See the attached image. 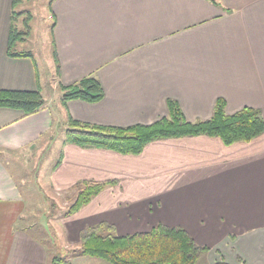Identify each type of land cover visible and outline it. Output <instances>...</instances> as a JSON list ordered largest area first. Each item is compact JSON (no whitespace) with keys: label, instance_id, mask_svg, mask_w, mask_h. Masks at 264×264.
Segmentation results:
<instances>
[{"label":"crops","instance_id":"crops-1","mask_svg":"<svg viewBox=\"0 0 264 264\" xmlns=\"http://www.w3.org/2000/svg\"><path fill=\"white\" fill-rule=\"evenodd\" d=\"M50 7L60 73L46 89L35 58L9 56L14 0H0V90L40 85L46 100L32 115L0 108V264L50 263L45 246L15 228L23 197L3 157L67 127L70 116L152 124L168 116L173 99L196 122L210 119L223 98L228 114L252 107L264 118V0H51ZM28 33L16 51H32L22 48ZM91 75L103 100L63 105L59 85ZM84 180L117 183L62 222L68 243L79 245L83 229L103 222L120 236L163 224L199 234L195 241L210 251L197 264H264V134L229 146L207 136L156 141L136 156L66 144L50 182L70 190ZM71 264L109 263L77 257Z\"/></svg>","mask_w":264,"mask_h":264},{"label":"trees","instance_id":"trees-1","mask_svg":"<svg viewBox=\"0 0 264 264\" xmlns=\"http://www.w3.org/2000/svg\"><path fill=\"white\" fill-rule=\"evenodd\" d=\"M25 1L29 0H14L15 11L8 54L13 58L34 60L31 52L15 50L16 43L27 35V32L20 31L15 24L22 14L17 12L16 8ZM30 17H27V20H30ZM26 28H29L28 23ZM57 73H60L59 66ZM59 86L63 92V105L72 100L98 103L105 97L100 80L93 75L70 86ZM45 104L40 85L33 91L0 90V108L17 109L26 115H32ZM226 106V100L219 98L210 119L191 122L186 118L178 101L169 99L168 116L152 124H135L128 127L84 123L70 116L66 141L84 148L106 149L121 155L136 156L156 141L207 136L219 138L229 146L239 142H251L264 134V118L259 109L245 107L228 114ZM116 183L91 181L85 186L79 183L77 197L67 215L75 214L106 187ZM39 241L47 245L45 241ZM208 251L209 248L198 245L193 236L181 226L169 227L159 224L147 232L120 236L116 234L113 225L103 222L82 230L80 247L74 249L69 257L55 253L49 264H71V260L77 257L99 258L109 264H197L200 257Z\"/></svg>","mask_w":264,"mask_h":264},{"label":"rangeland","instance_id":"rangeland-1","mask_svg":"<svg viewBox=\"0 0 264 264\" xmlns=\"http://www.w3.org/2000/svg\"><path fill=\"white\" fill-rule=\"evenodd\" d=\"M50 6L51 0L26 1L16 9L17 12H24V14L15 23L20 31L30 33H28V40L22 48L30 49L34 53L46 89L54 88L55 80L58 78L53 53L55 47L51 36L54 21L49 14L51 12ZM27 14L32 16L30 20L25 19ZM26 23L29 24V28H26ZM50 75L56 76V78L52 79ZM58 91H60V86ZM67 127L60 124L45 137H41L39 141L32 143L24 150L6 152L3 157L14 175L23 197L22 214L17 218L15 228L19 231H26L25 233L34 239H38V241H45L47 245L43 244V246H45L50 259L55 253L69 257L74 249L80 247L81 233L78 236L79 245L68 243L62 236V222L76 215L108 187L115 185L106 187L75 214L67 215L77 197V185L80 183L85 186L91 182L80 181L70 190H58L50 182L53 172L64 159L65 145L71 144L66 141ZM192 234L196 237L195 239H200L197 232ZM211 251L214 255V250Z\"/></svg>","mask_w":264,"mask_h":264}]
</instances>
